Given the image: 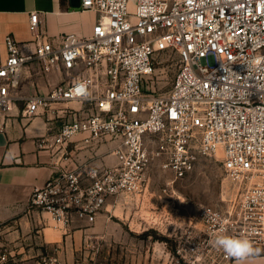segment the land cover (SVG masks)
I'll return each mask as SVG.
<instances>
[{
    "label": "built area",
    "instance_id": "2783aa9c",
    "mask_svg": "<svg viewBox=\"0 0 264 264\" xmlns=\"http://www.w3.org/2000/svg\"><path fill=\"white\" fill-rule=\"evenodd\" d=\"M80 1L82 11L101 15L89 37L64 35L55 45L42 33L37 12L29 23L33 49L5 37L0 118L20 104L24 119L62 113L68 120L55 146L79 134L88 135L86 143L110 138L117 163L53 176L34 187L28 208L50 215L57 226L95 223L111 199L141 193L154 164L176 181L192 174L200 158L221 152L238 197L226 207H203L198 234L178 238L173 260L236 264L215 244L223 235L264 248V0ZM164 61L176 71L170 90L158 93ZM34 65L43 75L68 79L49 85L47 94L22 96L24 70ZM80 84L87 97L76 90ZM72 102L87 108H53ZM2 229L0 223V235ZM7 262L0 252V264ZM43 264L59 262L45 258Z\"/></svg>",
    "mask_w": 264,
    "mask_h": 264
},
{
    "label": "crops",
    "instance_id": "0c3cea01",
    "mask_svg": "<svg viewBox=\"0 0 264 264\" xmlns=\"http://www.w3.org/2000/svg\"><path fill=\"white\" fill-rule=\"evenodd\" d=\"M34 12L39 13L42 33L55 45L64 35L89 37L101 18L96 12L82 11L77 0H0L2 56L7 53L8 35L20 44H30L26 46L28 50L33 49L29 23ZM23 74L22 96L47 94L49 85L68 79L65 73L43 75L36 65L26 68ZM22 107H13L9 118H0V252L8 254L6 264H43L45 258L57 259L59 264H178L172 253L178 238L190 232L198 234L195 228L200 229V223L97 219L95 223L75 221L63 227L57 226L48 214L28 208L34 187L45 185L63 171L114 167L117 143L110 138L86 143L88 135L79 134L63 147L55 146L54 137L68 117L42 112L24 119ZM53 108L80 112L87 107L72 102ZM43 139L48 143L42 148ZM153 231H161L165 242H153ZM233 261L237 264L234 258ZM240 264H264V254L251 256Z\"/></svg>",
    "mask_w": 264,
    "mask_h": 264
},
{
    "label": "rangeland",
    "instance_id": "374dc122",
    "mask_svg": "<svg viewBox=\"0 0 264 264\" xmlns=\"http://www.w3.org/2000/svg\"><path fill=\"white\" fill-rule=\"evenodd\" d=\"M175 71L174 65L163 62L155 84L158 93L170 90ZM222 161L221 152L212 157H202L192 174L176 181L173 173L164 172L156 163L150 167L148 181L141 193L111 199L101 213L103 216L99 215L97 219L133 220L138 223H201L199 214L203 207H226L238 197V186L226 177ZM151 237L158 244L165 242L166 238L161 231L151 232ZM168 245L172 247L171 243ZM257 250L255 255L264 254V249Z\"/></svg>",
    "mask_w": 264,
    "mask_h": 264
},
{
    "label": "clouds",
    "instance_id": "9594fccd",
    "mask_svg": "<svg viewBox=\"0 0 264 264\" xmlns=\"http://www.w3.org/2000/svg\"><path fill=\"white\" fill-rule=\"evenodd\" d=\"M77 91L82 96L87 97L88 93L83 84L77 86ZM215 244L223 252L237 261V264L254 256L258 250L254 248L253 243L247 238L233 237L228 235L218 236L215 240Z\"/></svg>",
    "mask_w": 264,
    "mask_h": 264
},
{
    "label": "water",
    "instance_id": "95a60500",
    "mask_svg": "<svg viewBox=\"0 0 264 264\" xmlns=\"http://www.w3.org/2000/svg\"><path fill=\"white\" fill-rule=\"evenodd\" d=\"M79 2V4L81 5V1L80 0H77Z\"/></svg>",
    "mask_w": 264,
    "mask_h": 264
}]
</instances>
